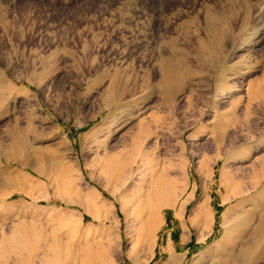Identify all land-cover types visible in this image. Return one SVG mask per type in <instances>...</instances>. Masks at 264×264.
<instances>
[{
    "label": "rangeland",
    "instance_id": "1",
    "mask_svg": "<svg viewBox=\"0 0 264 264\" xmlns=\"http://www.w3.org/2000/svg\"><path fill=\"white\" fill-rule=\"evenodd\" d=\"M263 98L264 0H0V264H264Z\"/></svg>",
    "mask_w": 264,
    "mask_h": 264
},
{
    "label": "bare ground",
    "instance_id": "2",
    "mask_svg": "<svg viewBox=\"0 0 264 264\" xmlns=\"http://www.w3.org/2000/svg\"><path fill=\"white\" fill-rule=\"evenodd\" d=\"M263 93V92H262ZM249 97H250V95H249ZM264 99V98H263ZM262 100V99H261ZM264 102L263 101H261V108H263V106H264V104H263ZM264 110V109H263ZM155 122H157V120H155ZM150 128L149 127H146V129H141L140 130V132H139V134L137 135V138H136V142H135V149H134V152H133V155H132V158H131V162L133 161V160H135L134 158H136V157H138V158H141V159H145L146 158V152H145V148H146V144H144V142L146 141V139L151 135V133L153 134V132L151 131V130H149ZM211 135H212V133H211ZM215 134L213 133V135L211 136V137H214V139L216 138V136H214ZM114 146H110L109 148H113ZM13 154H14V150H12L11 151V153H10V155L9 156H5V157H10V156H13ZM115 161H116V159L115 158H110V159H108L106 162H105V166H104V174L107 176V177H112L113 175H114V173L118 170V167L117 166H115L116 164H115ZM39 170V169H38ZM37 170V172L39 173V174H41L39 171ZM1 172V171H0ZM3 174V173H2ZM7 173H4V176L5 177H3V180L4 181H11L13 178H11L13 175H10V174H8V175H6ZM2 176L3 175H1L0 177L2 178ZM162 186V185H161ZM161 186H159L160 187V190H158L159 188H157L156 186H154L153 187V191H152V195H159L161 192L163 193L165 190H167L168 191V189H169V186H167L168 187V189H166V188H164V186H163V188H161ZM2 195H1V193H0V197H1ZM196 214V213H195ZM197 216L199 215V213H197L196 214ZM150 220V219H149ZM205 228H207L206 227V225H204V229ZM207 230V229H206ZM204 232V231H203ZM202 232V233H203ZM202 236V238H200L199 240H201V239H203L204 238V236H203V234L201 235ZM26 237V236H25ZM139 238V237H138ZM26 240V239H25ZM28 240V239H27ZM221 243V242H220ZM139 241H136L135 242V245H137V246H139ZM222 244H220V246H221ZM217 247H219V245L217 246ZM137 254V253H136ZM137 256V255H136ZM107 257V256H106ZM108 258V257H107ZM26 260V259H25ZM25 260L24 261H22L23 263H26L25 262ZM179 260H180V257H179V259L178 258H176L175 256H169L168 257V260H167V262L165 263V264H178L179 263ZM23 263H21V264H23ZM199 263H201V262H199Z\"/></svg>",
    "mask_w": 264,
    "mask_h": 264
},
{
    "label": "crops",
    "instance_id": "3",
    "mask_svg": "<svg viewBox=\"0 0 264 264\" xmlns=\"http://www.w3.org/2000/svg\"><path fill=\"white\" fill-rule=\"evenodd\" d=\"M170 255H171V256L173 255V256H175L176 258H178V257H177L175 254H173V253H172V254L170 253L169 256H170ZM178 259H179V258H178ZM167 260H168V257H167V259H166V262H167ZM179 261H180V260H179ZM166 262H165V263H166Z\"/></svg>",
    "mask_w": 264,
    "mask_h": 264
}]
</instances>
